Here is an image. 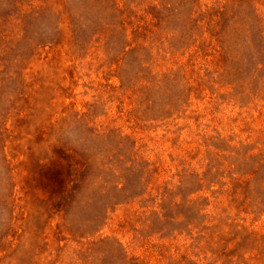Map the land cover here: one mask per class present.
<instances>
[{
  "label": "rangeland",
  "instance_id": "374dc122",
  "mask_svg": "<svg viewBox=\"0 0 264 264\" xmlns=\"http://www.w3.org/2000/svg\"><path fill=\"white\" fill-rule=\"evenodd\" d=\"M0 264H264V0H0Z\"/></svg>",
  "mask_w": 264,
  "mask_h": 264
}]
</instances>
